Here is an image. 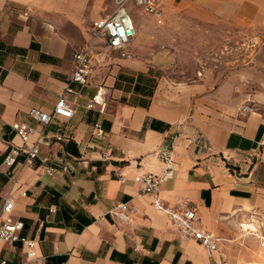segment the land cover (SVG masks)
Returning <instances> with one entry per match:
<instances>
[{"label":"crops","instance_id":"0c3cea01","mask_svg":"<svg viewBox=\"0 0 264 264\" xmlns=\"http://www.w3.org/2000/svg\"><path fill=\"white\" fill-rule=\"evenodd\" d=\"M107 1L0 0V209L11 197L22 233L36 241L0 240V264H264V63L176 75L169 49L147 47L145 14L134 19L130 57L97 45L90 83L66 95L74 115L52 119L38 158L4 161L13 144H22L14 122L42 129L29 110L55 106L94 20L115 8L112 0L113 10L102 13ZM160 1L163 14L186 13L234 32L254 26L251 40L264 41V0ZM100 84L108 88L103 114L87 108ZM98 120L106 141L92 133ZM107 145L110 158L102 156ZM163 148L173 151L175 174L160 197L169 206L186 199L197 208L203 227L221 238L212 256L184 240L134 180L140 171L164 170ZM48 155L66 158L69 169L48 173L41 164ZM122 201L134 208L130 222L108 214Z\"/></svg>","mask_w":264,"mask_h":264},{"label":"built area","instance_id":"2783aa9c","mask_svg":"<svg viewBox=\"0 0 264 264\" xmlns=\"http://www.w3.org/2000/svg\"><path fill=\"white\" fill-rule=\"evenodd\" d=\"M113 1L115 3L113 12L106 17L94 20L91 26V40L89 44L75 52L73 72L65 85L62 95L52 110H45L36 106L29 110V115L39 122L42 129L38 131L35 126L20 121L12 124L17 136L22 140V144H13L11 146L9 153L4 158V161L8 165L13 166L16 163L35 161L40 154L39 143L45 137L46 139L47 137H51L45 136V133L52 119L55 116L70 118L74 115V109L69 104L66 95L72 93L79 94V90L75 88L76 84L86 86L90 83L94 70L93 56L99 43L105 42L110 49L120 51L122 56H131L127 51V47L136 37L138 29L132 13L127 8L129 0ZM135 2L142 7L144 13L156 18L162 17L163 12L160 0H135ZM107 105L108 88L104 84H100L97 91L88 101L87 108L96 109L103 114L106 112ZM34 133H38L39 137L37 140L32 141L31 136ZM92 133L97 138L105 141L108 137L107 129L104 127L103 122L99 120L93 124ZM55 138L62 140L64 136L57 134ZM111 152L112 147L107 145L104 152H102V156L110 158ZM21 155H24L25 159L20 162L19 157ZM158 155L165 163L164 170L160 173L140 171L134 176V180L139 183L143 193L153 196V204L157 209L169 216L171 223L179 230L184 240L199 242L204 246L207 254L212 256L219 249L221 238L203 227L197 208L186 199L179 200L174 206L166 205L162 201L160 197L162 184L175 174L174 155L170 148L159 150ZM41 164L46 167V171L50 174L59 169L65 171L69 169L66 158L52 155L43 157ZM120 179L122 182L125 181L123 175L120 176ZM23 193L26 194V192ZM14 204V200L11 197H7L4 199V203L0 209V240L9 243L21 242L34 246L36 241L22 233L24 222L20 219H15L12 215ZM108 214L116 220L130 222L134 219V208L128 201H122L111 208ZM1 264L10 263L4 260Z\"/></svg>","mask_w":264,"mask_h":264},{"label":"rangeland","instance_id":"374dc122","mask_svg":"<svg viewBox=\"0 0 264 264\" xmlns=\"http://www.w3.org/2000/svg\"><path fill=\"white\" fill-rule=\"evenodd\" d=\"M106 7L102 13L113 10L112 0ZM127 8L134 13V19L140 13L147 16L143 26L147 47L153 51L169 49L174 54L170 71L176 75L190 76L201 66L227 70L238 63H264V41L256 44L251 40L258 32L254 26L234 32L228 25L200 24L186 13L164 12L156 19L144 13L135 0H129ZM111 55L115 58L120 53L113 51Z\"/></svg>","mask_w":264,"mask_h":264},{"label":"bare ground","instance_id":"6f19581e","mask_svg":"<svg viewBox=\"0 0 264 264\" xmlns=\"http://www.w3.org/2000/svg\"><path fill=\"white\" fill-rule=\"evenodd\" d=\"M254 225H255V224H254ZM244 227H246V228L251 227V228H254V229L256 228V227L253 226L252 224H248V223H247V224H244Z\"/></svg>","mask_w":264,"mask_h":264},{"label":"trees","instance_id":"16d2710c","mask_svg":"<svg viewBox=\"0 0 264 264\" xmlns=\"http://www.w3.org/2000/svg\"><path fill=\"white\" fill-rule=\"evenodd\" d=\"M9 151H10V150H9ZM9 151L7 152V154L9 153ZM7 154H6V155H7ZM6 155H5V156H6ZM16 164H17V163H16Z\"/></svg>","mask_w":264,"mask_h":264}]
</instances>
